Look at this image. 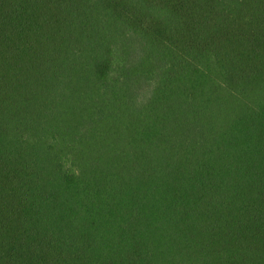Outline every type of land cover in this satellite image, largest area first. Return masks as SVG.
Segmentation results:
<instances>
[{"label": "trees", "instance_id": "obj_1", "mask_svg": "<svg viewBox=\"0 0 264 264\" xmlns=\"http://www.w3.org/2000/svg\"><path fill=\"white\" fill-rule=\"evenodd\" d=\"M0 264H264V0H0Z\"/></svg>", "mask_w": 264, "mask_h": 264}]
</instances>
